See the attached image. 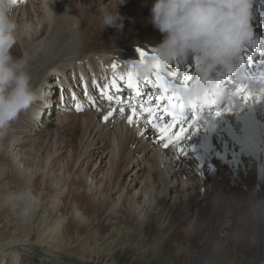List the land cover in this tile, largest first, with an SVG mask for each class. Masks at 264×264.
Returning a JSON list of instances; mask_svg holds the SVG:
<instances>
[{
  "label": "bare ground",
  "instance_id": "obj_1",
  "mask_svg": "<svg viewBox=\"0 0 264 264\" xmlns=\"http://www.w3.org/2000/svg\"><path fill=\"white\" fill-rule=\"evenodd\" d=\"M152 2L126 0L121 5V0H17L11 3L10 14L17 24L12 55L26 60L25 70L30 75L31 86L37 90V99L6 132L0 133L3 134L0 156L8 157L11 153L10 167L23 170L22 183L34 187L39 183L38 194H43L44 205L56 211L52 216L54 223L71 219L65 225L69 234L64 236L70 235L72 241L47 240L50 234L46 239L42 232L50 233L52 228L47 230L50 225L41 232L45 239L39 237L37 241L22 233L2 236L0 264H99V260L104 264H169L167 256L159 259L160 248L169 241L182 239L183 246L175 243L179 249L188 250L194 233L192 230L189 233L184 223L192 224L196 218L192 214L203 210L209 211L210 217L199 219L195 225L198 247L192 256L194 264H220L217 262L220 259L216 263L209 259L213 242L226 241L220 249L225 252L244 245L242 241L246 237L250 244L241 264H264V256L261 257L264 216L252 219L253 205L264 201V107L258 99L251 105L240 96H229L236 85L244 82L242 76L236 79L224 74L221 79L226 92L224 100L195 110L200 116L199 132L181 145L187 146L188 155H180L171 147L163 148L158 133L146 123V113L145 118L134 117V123L129 124L131 109L125 106L121 115L118 110L121 105L108 102L102 95L105 90L123 94L126 103L131 101L138 106L140 98L126 86L131 71L144 93L143 99H154L150 74L140 77L134 70L141 60L136 49L145 50V59L155 53V44L162 39L148 22ZM101 3L112 11L119 10L123 20L139 16L140 24L130 30L111 26L103 30L98 11ZM251 5V25L256 38L241 53L240 62L246 75L264 72V15L257 11L256 0H251ZM107 33V39H101ZM93 35L101 36L94 39ZM139 36H144L140 43H129ZM117 40L125 42L116 43L118 48H110ZM105 42L110 45H104ZM164 66L181 82L185 74L192 75L189 84L197 74L195 60L170 61ZM113 80L121 93L112 87ZM89 97H94L95 103ZM77 103L82 105L81 110H77ZM223 108L229 111L217 118L215 112ZM109 111L113 115L105 121L103 117ZM192 111L189 110V118ZM249 113L254 123L240 132ZM177 130L178 127L173 129ZM205 136L215 150L227 154L228 160L235 152L236 161L226 163L215 155L204 156L200 143ZM39 140L42 142L38 143ZM193 144L195 152H191ZM197 156L203 158L197 160ZM177 208L183 210L181 216L175 211ZM97 221L99 228L96 227L104 239L102 247L86 254L83 250L88 249L87 243L84 245L82 237H88V231ZM122 226L126 229L125 236L117 239L115 230ZM82 231L85 236L81 235ZM53 234L52 239H56ZM100 251L105 257L100 256Z\"/></svg>",
  "mask_w": 264,
  "mask_h": 264
},
{
  "label": "clouds",
  "instance_id": "obj_2",
  "mask_svg": "<svg viewBox=\"0 0 264 264\" xmlns=\"http://www.w3.org/2000/svg\"><path fill=\"white\" fill-rule=\"evenodd\" d=\"M126 0H121L123 5ZM101 27H122L119 10L101 3L98 8ZM11 0H0V133L6 132L22 111L37 99L25 70L26 60L14 57L17 24L11 17ZM148 22L162 39L155 53L134 66L138 76L149 75L156 61L198 62L197 74L184 90L187 102L200 106L220 103L226 92L222 76L243 71L241 53L255 40L251 25V0H153ZM37 199L30 189L9 192L0 197V206L18 210L27 216L35 210ZM264 216V201L253 205L252 219ZM254 242V241H253ZM226 241L218 239L213 248L219 251Z\"/></svg>",
  "mask_w": 264,
  "mask_h": 264
},
{
  "label": "rangeland",
  "instance_id": "obj_3",
  "mask_svg": "<svg viewBox=\"0 0 264 264\" xmlns=\"http://www.w3.org/2000/svg\"><path fill=\"white\" fill-rule=\"evenodd\" d=\"M139 16H135V17H132V18H128V20L126 19V20H122V27H119L118 29H132L133 28V26H137V25H139L140 24V20L141 19H139L138 18ZM103 36L101 37V39L102 38H104V39H107V35H108V33L107 34H102ZM101 35H99V36H95V35H93V38L94 39H96V37H100ZM144 38V36L142 37H137L135 40H133V41H131V42H129L131 45H136V44H138V43H140V41H142V39ZM119 42H125L124 40H117L115 43H113L112 45H110L109 44V42H105L104 43V45H110V48H118L117 47V45H116V43H119ZM43 80H44V78H43ZM122 96H123V94L121 95V98H122ZM123 100L125 99V96L122 98ZM124 101H126V100H124ZM57 103V102H56ZM17 134V133H16ZM16 134H13V135H16ZM3 135V134H2ZM2 135H0V137L1 138H3V136ZM42 141L41 140H39L38 141V143H41ZM13 152H15V150L13 151ZM10 152H9V156L8 157H1L0 156V197H2V196H4L6 193H9V192H17V191H21V190H24V189H29L30 188V190H32V193L34 194V196L36 197V199L38 200L37 201V205H36V207H35V209L36 210H34V211H32L29 215H27V216H24V215H21V213L18 211V210H13L11 207H5V206H0V237H2V236H8L9 234L11 235V234H18L19 233V235L22 233L23 235H28L29 236V238H31V240H33V241H35L37 238L39 239V237L40 238H44V236L46 237V239L48 238V234H50V236H49V238L47 239V240H49V241H54V242H59L60 240H62V241H60L59 243H64V242H67L66 240H68V242H70L71 243V236L70 235H68V236H64V235H66L67 233L69 234V232H67L66 230H65V225H67L68 223H70L71 222V219L70 218H65V220L63 219L62 221H60L59 223H58V225L56 224V223H54L55 221H54V217H52V216H54L55 215V213H56V211L55 212H53L52 211V209L50 208V209H48L45 205H44V203H43V194H38V187H39V183L34 187V186H32V185H27V184H25V183H22L21 181H22V178H24L23 176H24V172L22 173V169H20L19 170V168H18V171L15 169V168H13V169H11L12 167H10V165L12 166V161H11V156H10ZM7 155V154H6ZM11 162V163H10ZM188 164H186V166H187ZM13 166H14V164H13ZM4 168V169H3ZM3 169V170H2ZM8 169V170H7ZM6 171V172H5ZM9 171V172H8ZM20 171V172H19ZM11 172V173H10ZM15 172L16 173H18V174H15ZM8 174V175H7ZM4 176V177H3ZM13 177V178H12ZM179 179H181V178H179ZM21 180V181H20ZM14 184V185H13ZM25 184V185H24ZM28 187H27V186ZM18 186V187H17ZM24 186V187H23ZM33 187V188H32ZM2 189V190H1ZM40 195V196H39ZM42 195V196H41ZM38 197V198H37ZM188 200V199H187ZM180 204V203H179ZM178 204V205H179ZM47 210V211H46ZM49 210L50 211H52V212H49ZM47 212V213H44V212ZM175 211L177 212V214L179 215V216H181V214L183 213V210H180L179 208H177V209H175ZM33 212H34V214H33ZM49 212V213H48ZM52 214V215H51ZM209 214V211H206V210H203L202 212H198V214L196 213V215H194V214H192V216H195L196 218L194 219V221L193 222H191L192 224H190V223H188V222H185L184 223V227L187 229V231L189 232V233H194V234H192L193 235V240L192 239H190V241L189 242H191L192 244L190 245L189 244V242H188V245L190 246V248H191V250H190V248H188V250H190V251H188L186 248L185 249H182L181 250V248L179 249V245L180 244H182L181 246H183V241H182V239H180L181 241L179 242V240L177 241V240H175L176 241V243H178V244H176L175 243V241L174 242H171V241H169V243L168 244H163L164 246H165V248H164V246L162 245V247L160 248V255H159V259L160 260H162V259H164L166 256V258L165 259H167L168 261H169V264H194V262L192 261V260H194V256H195V254H196V249H197V244H196V240H195V237H196V233H197V226H195L196 225V223L197 222H199V219H201V218H204L205 216H209L210 217V215H208ZM43 215H46V216H43ZM19 216V217H18ZM43 216V217H42ZM65 222V223H64ZM104 222V221H103ZM67 223V224H66ZM43 224V225H42ZM53 224V225H52ZM99 223H98V221L95 223V225H94V227L90 230V231H88V237L86 236L85 238L84 237H82L83 238V240H82V238H81V240L82 241H84V245L86 246V248H88V249H85V250H83V252L85 251V252H87L86 254H89V252H90V250L91 251H93V250H95V249H99L98 248V246L100 247H102V243H103V240L104 239H102V236H101V234H100V229H99V231H98V228H99V225H98ZM5 225H7V226H5ZM50 225V226H49ZM52 225V226H51ZM98 225V226H97ZM11 226V227H10ZM49 226V227H48ZM53 226H54V230L55 231H53ZM56 226V227H55ZM63 226H64V228H63ZM98 228H97V227ZM104 226H108V223H104ZM47 227L49 228V229H47ZM59 227V228H58ZM195 227V228H194ZM16 228V229H15ZM52 228V231L49 233H47L46 234V232L44 233V232H42L43 230L45 231V229H47V230H50ZM194 228V229H193ZM57 229V230H56ZM61 229V230H60ZM120 229V230H119ZM5 230V231H4ZM95 230H96V232H95ZM126 231V229L122 226V227H119L117 230H115V232H117V234H116V236H117V239L118 238H123L124 236H125V231ZM192 230V231H191ZM20 231V232H19ZM66 231V232H65ZM191 231V232H190ZM194 231V232H193ZM16 232V233H15ZM27 232V233H26ZM41 232H42V234L44 235L43 237L41 236L42 234H41ZM53 232H54V234H53ZM94 232V233H93ZM99 232V233H98ZM119 232V233H118ZM122 234H121V233ZM61 233V234H60ZM64 233V234H63ZM93 233V234H92ZM96 233H97V235L98 236H96ZM51 234H53L54 235V237H56V239L54 240V239H52V235ZM82 234H84V235H82ZM100 234V235H99ZM146 234V236H149L147 233H145ZM150 234V233H149ZM81 235L82 236H85L86 234H85V231H82L81 232ZM91 235H94V236H91ZM59 236H60V238H59ZM64 236V237H63ZM90 236V237H89ZM119 236V237H118ZM121 236V237H120ZM195 236V237H194ZM36 237V238H35ZM92 237V238H91ZM99 237V238H98ZM63 238H65V240H63ZM67 238V239H66ZM87 238H89V239H87ZM98 238V239H97ZM178 238V237H177ZM249 237H246L245 238V241H242L243 242V244L244 245H239V246H237V247H235L234 249H228L227 251H222V250H219V251H215L214 250V248L212 247L211 248V250L212 251H210V257H209V259H213V261L212 262H214L215 261V263H216V259H220V261L218 260L217 262H221L220 264H222V263H224V264H241V262H242V257L244 256V254L245 253H247V246L250 244V241L249 240H247ZM37 239V240H38ZM45 239V238H44ZM52 239V240H51ZM69 239L71 240V241H69ZM86 239L88 240V242L86 241ZM93 239V240H92ZM94 239H96L95 241H94ZM101 239V240H100ZM36 240V241H37ZM41 240V239H40ZM59 240V241H58ZM98 240V241H97ZM100 240V241H99ZM192 240V241H191ZM86 241V242H85ZM79 242H80V240H79ZM78 242V240H77V243L80 245V243ZM98 242V243H100V245L98 244H96V243ZM83 243V242H82ZM81 243V244H82ZM94 244V245H93ZM174 244H175V246H174ZM89 245V246H88ZM96 245V246H95ZM93 246V247H92ZM94 246H95V248H94ZM178 246V247H177ZM189 246H187V247H189ZM41 247H44V248H47L46 246H41ZM81 247V246H80ZM176 248H178V250H180V251H183V252H180V251H178V250H175ZM164 251H163V250ZM80 250L82 251V249L80 248ZM184 250H186V252L184 251ZM232 250V251H231ZM237 250V251H236ZM239 250V251H238ZM162 252V253H161ZM189 252V253H188ZM214 252V253H213ZM222 252V253H221ZM101 253H102V251H100L99 252V254H100V256H103V255H101ZM178 253V254H177ZM182 253V254H181ZM188 255H187V254ZM191 253H193V254H191ZM229 255H227V254ZM177 254V255H176ZM181 254V255H180ZM218 254V255H217ZM223 254V255H222ZM163 255H165V257L163 256ZM191 255V256H190ZM243 255V256H242ZM163 258H162V257ZM193 256V257H192ZM218 258H217V257ZM221 256V257H220ZM231 256V257H230ZM240 256H241V258H240ZM264 256V254H262L261 255V257H263ZM95 257V256H94ZM103 257H105V256H103ZM216 257V258H215ZM260 257V256H259ZM169 258V259H168ZM182 258V259H181ZM190 259V261H189V259ZM193 258V259H192ZM223 258V259H222ZM184 259V260H183ZM36 261H38V259H35ZM222 260V261H221ZM100 262H99V264H104V261L102 260H99ZM224 261V262H223ZM185 262V263H184ZM189 262V263H188ZM211 262V263H212ZM243 263V262H242ZM51 264V263H50Z\"/></svg>",
  "mask_w": 264,
  "mask_h": 264
},
{
  "label": "snow or ice",
  "instance_id": "obj_4",
  "mask_svg": "<svg viewBox=\"0 0 264 264\" xmlns=\"http://www.w3.org/2000/svg\"><path fill=\"white\" fill-rule=\"evenodd\" d=\"M17 0H11V3L15 4ZM259 7L257 8V11L260 13V15H264V0H256ZM252 7V5H251ZM137 52L139 53L141 60L139 62H142L144 57L147 55L144 49L137 48ZM243 51H247V47L243 49ZM242 58V57H241ZM136 62H133L135 64ZM264 63V62H262ZM196 66L198 67V62L195 61ZM164 65H162L159 61H156L154 64V67L156 69H161ZM116 65H113V68H115ZM123 79V77H121ZM193 79L192 75L185 74L183 76V83H179L175 86L178 90H183L188 87V82ZM260 79L264 81V74L261 75ZM161 77L157 75V81H160ZM128 89H133L135 91V94L138 98H140L139 105L132 104L131 101H128L127 103L121 98L120 95L117 94H110L108 91L102 92V95L105 97V99L108 102H115L118 105H121L119 107V112L121 115H123L125 111V106L129 107L131 109L132 115L128 116V122L129 124L134 123V117L139 118H145L144 114H147L146 123L147 125L155 130L158 133V142L162 144L163 148L169 149L174 148L177 152L180 153V155H188L189 152L186 150V145L181 146L185 141H190L193 136L199 132L198 122L200 120V116L195 114V110L200 107V105H197L195 102H183L182 100H179L178 103H173V97H176V91H173L172 96H156L155 99L149 98L148 101H145L143 99L144 93L139 88V83L137 80L134 79V73L129 72L127 74V84ZM107 85L105 88L107 89ZM112 87L116 89V93H121L122 90L119 87V85L116 84L115 80L112 82ZM167 91V89H165ZM233 95L240 96L243 98L244 101H249L253 98L254 93L249 90L245 85L239 84L234 87ZM73 99L75 100V94H73ZM89 100L95 103L94 97H89ZM161 101H166L163 105L160 103ZM186 107H190L194 110V114L189 118L185 114ZM77 110L82 109V105L80 103L76 104ZM139 109V110H138ZM115 111V109H113ZM113 111H109L107 115L103 117L105 121L109 119L113 115ZM229 111L228 108L218 109L215 112V115L217 118H220L223 116L224 112ZM251 114L249 113L245 117V123L244 127L240 129V132H244L247 130L248 127L254 123L250 119ZM177 131H173V129L177 128ZM192 131H189V130ZM237 140L238 137H235ZM200 148L202 149L204 156L209 155H215L218 157L221 161H224L226 163H233L236 161V153L233 152L232 159L228 160L227 154L222 153L221 151H217L213 148L212 144L208 142L207 136L204 137V139L200 143ZM196 151V146L193 144L191 145V152ZM202 156H197L196 159L200 160L202 159ZM197 168H199V165H197ZM212 168L210 166L209 171H211Z\"/></svg>",
  "mask_w": 264,
  "mask_h": 264
}]
</instances>
